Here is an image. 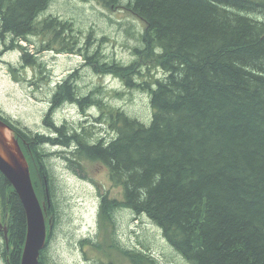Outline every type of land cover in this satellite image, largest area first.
Returning <instances> with one entry per match:
<instances>
[{"label": "trees", "instance_id": "1", "mask_svg": "<svg viewBox=\"0 0 264 264\" xmlns=\"http://www.w3.org/2000/svg\"><path fill=\"white\" fill-rule=\"evenodd\" d=\"M52 1L0 0V55L20 53L17 65L7 64L11 79L43 89L49 70L41 55L56 49L79 57L80 70L146 93L151 115L143 124L108 102L103 86L80 88L79 68L51 89L43 117L51 135L0 115L14 130L40 201L48 191L39 264L51 263L47 249L60 218L49 166L54 155L74 164L76 173L83 161L106 167L122 190L119 200L107 193L100 198L99 220L111 232L116 212L125 209L155 224L185 264H264V0H93L140 21L126 23L124 33L137 44L128 63L108 57L92 27L77 31L74 20L45 16ZM26 68L33 77L22 76ZM67 106L88 123L77 129L55 123L53 115ZM0 217L9 245L1 256L5 264H20L26 216L1 173ZM86 245L95 244L87 238ZM113 248L131 264H158L143 250L116 241Z\"/></svg>", "mask_w": 264, "mask_h": 264}, {"label": "rangeland", "instance_id": "2", "mask_svg": "<svg viewBox=\"0 0 264 264\" xmlns=\"http://www.w3.org/2000/svg\"><path fill=\"white\" fill-rule=\"evenodd\" d=\"M50 14L64 21L74 20L72 22L78 28L77 31L92 27L97 36L104 38L101 44L108 57L126 63L132 60L130 47L137 44L132 37L126 36L124 30L128 26L126 23L130 22L137 27L140 21L129 17L122 9L104 10L93 0H53L44 15ZM81 44L85 46L84 42ZM1 49L0 44V51ZM57 52L58 50L54 49L53 52L41 55V62L46 63L49 70V85H44L40 90L35 89L34 85L25 86L11 79L7 64H18L20 53L17 50L3 52L0 55L1 116L34 133L51 135L52 132L46 130L43 124L51 89L66 73L77 68L80 70L82 64L79 57ZM21 74L27 75L28 78L33 77L34 70L26 68ZM160 75L162 74H157ZM35 83L39 85L38 82ZM93 85H101L106 89L108 102L123 109L130 114L129 116H136L139 122L143 124L147 122L151 109L146 93L138 90L130 92L118 79L99 78L91 71L81 69L80 88L87 89ZM116 92L122 95L114 96ZM91 115L97 116L98 113L94 112ZM53 120L57 124L66 123L68 128H76L83 122L88 123L84 115L70 106L57 111L53 115ZM87 128H90V125ZM101 128L107 129L105 126ZM51 150L61 151L55 147ZM49 166L57 188L56 200L60 204L59 222L53 229L47 249L46 258L47 261L50 260V264H99L101 261L131 264L125 253L113 248L115 241L121 248L145 251L158 264H185L181 256L166 242L162 231L146 216L134 217L125 209L120 210L116 212L115 229L112 232L105 221L99 220L101 195L107 193L111 199L119 200L122 193L121 188L112 185L105 166L98 162L83 161L80 167L76 168V173L72 169L75 165L67 162L61 155H54ZM87 238L95 245H86ZM3 248L0 236V264H5L1 256Z\"/></svg>", "mask_w": 264, "mask_h": 264}, {"label": "water", "instance_id": "3", "mask_svg": "<svg viewBox=\"0 0 264 264\" xmlns=\"http://www.w3.org/2000/svg\"><path fill=\"white\" fill-rule=\"evenodd\" d=\"M0 173L13 187L26 216L27 235L20 264H39V255L45 247L47 235L44 218L49 208L47 189H45L46 203L40 204L33 189L28 164L13 130L2 120H0ZM4 240L8 247L6 230H4Z\"/></svg>", "mask_w": 264, "mask_h": 264}, {"label": "bare ground", "instance_id": "4", "mask_svg": "<svg viewBox=\"0 0 264 264\" xmlns=\"http://www.w3.org/2000/svg\"><path fill=\"white\" fill-rule=\"evenodd\" d=\"M30 47H33V46H30ZM60 54V53H59ZM63 54H65V53H63ZM69 55H73V54H69ZM0 115H1V113H0ZM2 118H5V117H3V116H1ZM1 120V119H0ZM3 121V120H2ZM19 126H21V125H19ZM22 127V126H21ZM25 160H26V158H25ZM26 162H27V160H26ZM27 164H28V162H27ZM29 166V165H28ZM46 203V202H45ZM47 205V204H46ZM49 208H50V202H49ZM48 208V209H49ZM47 211V210H46ZM44 218H46V216H45V214H44ZM4 221H2V218L0 217V226L2 227V230L0 231L1 232V238H2V240H3V244L5 245V250H6V252H8L9 251V245H8V243H7V245H8V247H6V243H5V240H4V230H6V237H7V226H6V222H4ZM27 222V221H26ZM50 220H48L47 221V224L49 225V228L51 229V227H50ZM45 227H46V222H45ZM48 228V229H49ZM46 234L48 235V230H47V227H46ZM26 235H27V230H26ZM47 235H46V238H47ZM26 239V238H25ZM45 242H46V240H45ZM24 248H25V241H24V247H23V250H22V254H23V252H24ZM41 253V252H40ZM22 256V255H21ZM40 256V255H39ZM20 262H21V260H20Z\"/></svg>", "mask_w": 264, "mask_h": 264}, {"label": "flooded vegetation", "instance_id": "5", "mask_svg": "<svg viewBox=\"0 0 264 264\" xmlns=\"http://www.w3.org/2000/svg\"><path fill=\"white\" fill-rule=\"evenodd\" d=\"M4 223V222H3ZM2 230V227L0 226V231ZM0 235H1V232H0Z\"/></svg>", "mask_w": 264, "mask_h": 264}]
</instances>
